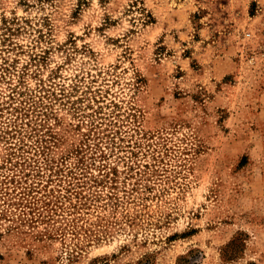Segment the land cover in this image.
I'll return each mask as SVG.
<instances>
[{
    "label": "rangeland",
    "instance_id": "obj_1",
    "mask_svg": "<svg viewBox=\"0 0 264 264\" xmlns=\"http://www.w3.org/2000/svg\"><path fill=\"white\" fill-rule=\"evenodd\" d=\"M0 264H264V0H0Z\"/></svg>",
    "mask_w": 264,
    "mask_h": 264
}]
</instances>
